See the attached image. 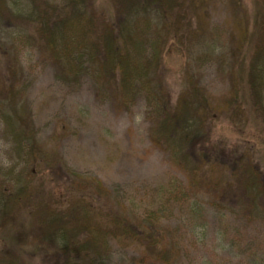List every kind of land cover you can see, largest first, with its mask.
<instances>
[{
    "label": "trees",
    "instance_id": "1",
    "mask_svg": "<svg viewBox=\"0 0 264 264\" xmlns=\"http://www.w3.org/2000/svg\"><path fill=\"white\" fill-rule=\"evenodd\" d=\"M208 3L104 0L97 6L94 0H0V62L6 65L4 72L0 68V109L20 119L21 95L13 84L15 56L9 48L24 31L31 32L36 47L58 66L60 80L91 76L95 88L118 92L124 106L143 97L150 142L183 176L181 186L174 183L167 194L204 200L246 222H264V172L250 152L235 156L229 166L210 153V125L222 113L242 109L237 91L213 100L187 68L184 89L174 102L167 89L162 51L192 46L201 30L200 12ZM248 81L264 125V49L251 55ZM24 138L23 133L15 138L17 149L27 150L24 178L0 182L5 188L11 185L7 194L0 192V212L10 219L14 210L29 215L43 259H55L53 264H103L115 243L146 260L173 264L174 242L160 222L165 211L160 199L138 217L100 182L69 172L54 153ZM60 175L65 176L63 184ZM96 198L100 201L95 205ZM7 215L0 216V233ZM11 251L1 254L0 264H21Z\"/></svg>",
    "mask_w": 264,
    "mask_h": 264
},
{
    "label": "rangeland",
    "instance_id": "2",
    "mask_svg": "<svg viewBox=\"0 0 264 264\" xmlns=\"http://www.w3.org/2000/svg\"><path fill=\"white\" fill-rule=\"evenodd\" d=\"M94 2L104 5V0ZM200 17V34L191 47L186 49V43L182 50L168 46L162 51L170 98L174 102L184 89L186 68L213 100L236 90L242 109L222 113L210 125V153L229 166L231 159L249 151L264 172V125L248 81L251 55L264 49V31L260 34L264 0H209ZM13 42L9 50L15 56L13 84L21 95L20 119L0 109V182L18 175L24 178L27 150L19 151L15 139L23 133L29 144L35 141L54 153L69 172L100 182L138 217L160 199L165 204L160 222L174 242L173 264H264V222H246L204 200L167 194L174 183L181 186L183 176L150 142L142 96L124 106L118 92L95 88L91 76L60 80L58 66L36 47L31 32L24 31ZM0 68L4 72L5 62ZM65 180L64 175L58 178L60 184ZM8 187L0 186V192L6 193ZM99 201L96 198L95 205ZM21 210L9 212L16 213L12 219L0 212L1 217L7 215L1 227L0 256L12 250L21 264H53L55 259L45 260L38 251L36 226ZM103 264L164 263L146 260L114 243Z\"/></svg>",
    "mask_w": 264,
    "mask_h": 264
}]
</instances>
